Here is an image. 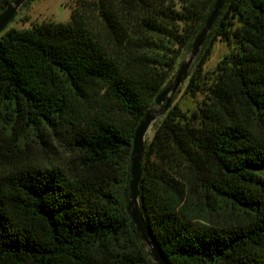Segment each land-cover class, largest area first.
<instances>
[{
  "label": "trees",
  "instance_id": "1",
  "mask_svg": "<svg viewBox=\"0 0 264 264\" xmlns=\"http://www.w3.org/2000/svg\"><path fill=\"white\" fill-rule=\"evenodd\" d=\"M215 3L79 0L0 34V264H155L128 211L134 138ZM218 38L233 49L204 73ZM186 93L203 99L174 103L143 158L154 245L167 264H264V0H226Z\"/></svg>",
  "mask_w": 264,
  "mask_h": 264
},
{
  "label": "water",
  "instance_id": "2",
  "mask_svg": "<svg viewBox=\"0 0 264 264\" xmlns=\"http://www.w3.org/2000/svg\"><path fill=\"white\" fill-rule=\"evenodd\" d=\"M28 0H15L0 14V34L7 28L11 21L16 17L18 11ZM226 0H216L214 8L207 18V21L196 37L190 52V56L183 61L173 79V84L164 89L156 98V106L162 105L158 111H148L144 120L139 125L135 138L134 149L131 165V181H130V200L128 211L132 222L140 236L141 241L148 247V253L155 264H167L161 253L157 250L147 228L145 218L140 205V184L142 179V165L146 150L148 134L158 120L172 106L175 95L179 91L181 85L188 79L189 73L197 60L201 50L206 42L208 35L218 20Z\"/></svg>",
  "mask_w": 264,
  "mask_h": 264
},
{
  "label": "rangeland",
  "instance_id": "3",
  "mask_svg": "<svg viewBox=\"0 0 264 264\" xmlns=\"http://www.w3.org/2000/svg\"><path fill=\"white\" fill-rule=\"evenodd\" d=\"M78 1L79 0H33L26 6L23 5L21 7L16 17L11 21V23L2 33L11 28L20 30L29 29L32 28L35 24H41L45 22L67 23L71 20L72 12L76 8ZM232 49L233 47H229L220 38L215 40L212 45L211 54L208 56V59L205 62L203 68L204 73H211L216 70L218 64L222 61L224 56L228 54ZM190 52H185V54L182 56V59L179 61V64H181L190 56ZM196 64L197 60L194 62L188 79L181 85L173 100V104L178 103L184 109L196 107L197 102L202 101L203 99L202 95H199L197 98H192L186 93L190 75L195 70ZM161 107L162 105L155 106L154 111L160 110ZM162 117L158 118V120H161ZM152 128L148 134L147 140L149 138H152L153 136ZM146 249L148 251V247H146Z\"/></svg>",
  "mask_w": 264,
  "mask_h": 264
}]
</instances>
